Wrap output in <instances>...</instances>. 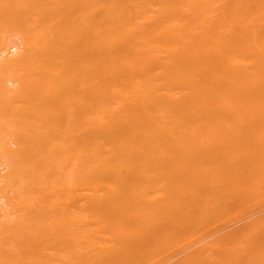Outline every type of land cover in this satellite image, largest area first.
<instances>
[{"label":"bare ground","instance_id":"obj_1","mask_svg":"<svg viewBox=\"0 0 264 264\" xmlns=\"http://www.w3.org/2000/svg\"><path fill=\"white\" fill-rule=\"evenodd\" d=\"M0 167V264H264V0H0Z\"/></svg>","mask_w":264,"mask_h":264},{"label":"rangeland","instance_id":"obj_2","mask_svg":"<svg viewBox=\"0 0 264 264\" xmlns=\"http://www.w3.org/2000/svg\"><path fill=\"white\" fill-rule=\"evenodd\" d=\"M11 50H12V53L15 52V49H14V50L11 49ZM10 53H11V52H10ZM0 168H1V167H0ZM0 202H3V203H4V202H5V199H3V198L0 199ZM0 205H2V203H0ZM5 205H6V204L4 203L3 206H5Z\"/></svg>","mask_w":264,"mask_h":264}]
</instances>
